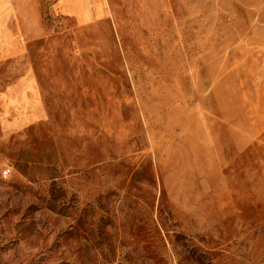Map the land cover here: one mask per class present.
<instances>
[{
  "label": "rangeland",
  "instance_id": "1",
  "mask_svg": "<svg viewBox=\"0 0 264 264\" xmlns=\"http://www.w3.org/2000/svg\"><path fill=\"white\" fill-rule=\"evenodd\" d=\"M1 54L0 264H264V0H0Z\"/></svg>",
  "mask_w": 264,
  "mask_h": 264
},
{
  "label": "crops",
  "instance_id": "2",
  "mask_svg": "<svg viewBox=\"0 0 264 264\" xmlns=\"http://www.w3.org/2000/svg\"><path fill=\"white\" fill-rule=\"evenodd\" d=\"M11 57H14V55H12V56H6L5 54L4 55H0V61L3 59V60H5V59H8V58H11Z\"/></svg>",
  "mask_w": 264,
  "mask_h": 264
},
{
  "label": "built area",
  "instance_id": "3",
  "mask_svg": "<svg viewBox=\"0 0 264 264\" xmlns=\"http://www.w3.org/2000/svg\"><path fill=\"white\" fill-rule=\"evenodd\" d=\"M12 170L8 169L4 172L5 176H9L11 174Z\"/></svg>",
  "mask_w": 264,
  "mask_h": 264
}]
</instances>
